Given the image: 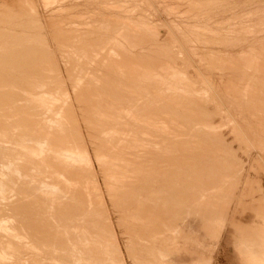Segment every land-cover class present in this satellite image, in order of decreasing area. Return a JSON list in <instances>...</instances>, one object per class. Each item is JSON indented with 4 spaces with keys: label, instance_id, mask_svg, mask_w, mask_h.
I'll list each match as a JSON object with an SVG mask.
<instances>
[{
    "label": "rangeland",
    "instance_id": "obj_1",
    "mask_svg": "<svg viewBox=\"0 0 264 264\" xmlns=\"http://www.w3.org/2000/svg\"><path fill=\"white\" fill-rule=\"evenodd\" d=\"M0 47V94L5 93V98L0 95V154L5 155L0 156V232L8 230L19 249L0 245V264H48V242H32V228L38 223L54 227L64 220L63 210L39 211L27 188L31 180L46 179L62 183V189L49 190L53 196L46 192L43 197L65 194L62 208L72 215L68 224L90 225L88 201L100 222L104 217L102 227L110 215L112 225L105 227L116 232L126 264H133L131 257L158 264L153 258L157 238V245L165 244V254L174 252L177 259L168 256L161 264H264V0H0ZM45 116L50 128L43 129ZM131 132L136 140L128 150L101 140ZM29 136L41 143L26 140ZM110 181L132 182L136 194L140 183L148 184L147 217L159 225L149 226L150 233L129 231L140 194L122 192L120 207L127 208L117 213L107 192ZM154 189L164 194L158 196ZM98 196L105 207L98 205ZM156 201L160 205L154 209ZM171 225L192 230L179 236L184 252L173 246Z\"/></svg>",
    "mask_w": 264,
    "mask_h": 264
},
{
    "label": "bare ground",
    "instance_id": "obj_2",
    "mask_svg": "<svg viewBox=\"0 0 264 264\" xmlns=\"http://www.w3.org/2000/svg\"><path fill=\"white\" fill-rule=\"evenodd\" d=\"M12 1H14V0H12ZM31 1V0H30ZM36 1V0H35ZM11 2V1H10ZM27 2V1H26ZM34 2V1H33ZM15 4V3H14ZM153 5V4H152ZM13 6V5H12ZM21 6V5H20ZM22 7V6H21ZM51 8V7H50ZM30 9V8H29ZM11 10V9H10ZM26 10V9H25ZM27 11V10H26ZM42 11V10H41ZM7 12V11H6ZM52 14V13H51ZM50 15V14H49ZM48 15V17H50ZM53 15V14H52ZM56 15V14H55ZM19 16V15H18ZM54 16V15H53ZM58 16H59V14H58ZM58 16H57V18H58ZM53 17H51V18H49V20H51ZM48 19V18H47ZM46 19V20H47ZM56 19V18H55ZM53 20V19H52ZM52 20L50 21V22H52ZM58 20V19H57ZM59 20H60V18H59ZM30 21V20H29ZM53 21H55V20H53ZM48 21H46L45 23H47ZM61 22H62V20H61ZM20 23V22H19ZM23 23V22H22ZM58 23V22H57ZM56 23V24H57ZM51 24V23H50ZM50 24H49V28H51L52 26H50ZM7 25V24H6ZM48 25V24H47ZM58 26H60V25H58ZM114 26V25H113ZM62 27V26H61ZM64 27V26H63ZM110 27V26H109ZM112 29V28H111ZM57 29H54L53 31H56ZM58 32H59V30H58ZM130 34V33H129ZM63 36V35H62ZM139 37H137V39H138ZM159 38V37H158ZM72 39V38H71ZM136 39V38H135ZM69 40V39H68ZM85 41V40H84ZM108 44V43H107ZM106 44V45H107ZM114 44V43H113ZM20 45V44H19ZM103 45V44H102ZM101 45V46H102ZM112 45V44H111ZM159 46V45H158ZM110 47H112V46H110ZM1 48V47H0ZM10 48V47H9ZM33 48V47H32ZM42 48V47H41ZM101 48V47H100ZM102 48H104L103 46H102ZM106 48V47H105ZM116 48H118V47H116ZM82 49V48H81ZM115 49V48H114ZM90 50V49H89ZM103 50V49H102ZM118 50V49H117ZM19 51V50H18ZM26 51V50H25ZM53 51V50H52ZM101 51V50H100ZM113 51V50H112ZM111 51V52H112ZM119 51H121V50H119ZM98 52V51H97ZM110 52V53H111ZM114 52H115V50H114ZM124 52V51H123ZM107 53V52H106ZM105 53V54H106ZM131 53V52H130ZM186 53V52H185ZM19 55V54H18ZM53 55V54H52ZM94 55V54H93ZM92 55V56H93ZM98 55V54H97ZM121 55V54H120ZM96 56V55H95ZM111 56V55H110ZM113 56V55H112ZM112 56H111V58H112ZM142 56V55H141ZM89 57V56H88ZM97 57V56H96ZM105 57V56H104ZM122 57V56H121ZM128 57V56H127ZM135 57V56H134ZM33 58V57H32ZM84 58V57H83ZM90 58V57H89ZM137 58V57H136ZM250 58V57H249ZM122 59H125V58H122ZM216 59V58H215ZM218 59V58H217ZM13 60H16V59H13ZM71 60V59H70ZM92 60V59H91ZM49 61V60H48ZM145 61V60H144ZM215 61H217V60H215ZM214 61V62H215ZM257 61H259V60H257ZM261 61V60H260ZM3 62V61H2ZM92 62V61H91ZM123 62V61H122ZM127 62V61H126ZM132 62V61H131ZM232 62V61H231ZM17 63V62H16ZM49 63H51V62H49ZM221 63V62H220ZM228 63V62H227ZM255 63H257V62H255ZM262 63V62H261ZM55 64V63H54ZM110 64V63H109ZM128 64V63H127ZM126 64V65H127ZM182 64V63H181ZM222 64V63H221ZM18 65V64H17ZM37 65H38V63H37ZM48 65V64H47ZM116 65V64H115ZM251 65H254V64H251ZM23 66V65H22ZM36 66V65H35ZM41 66V65H40ZM135 66V65H134ZM255 66V65H254ZM253 66V67H254ZM129 67V66H128ZM151 67V66H150ZM226 67V66H225ZM257 67V66H256ZM261 67V66H260ZM127 68V67H126ZM159 68V67H158ZM129 69H131V68H129ZM163 69V68H162ZM177 69V68H176ZM175 69V70H176ZM261 69V68H260ZM25 70V69H24ZM159 70V69H158ZM164 70V69H163ZM180 70V69H179ZM51 71H52V69H51ZM78 71V70H77ZM126 71V70H125ZM131 71V70H130ZM52 72H54V71H52ZM122 72H124V71H122ZM174 72V71H173ZM51 73V72H50ZM71 73V75H72V72H70ZM86 73V72H85ZM99 73V72H98ZM182 73V72H181ZM264 73V72H263ZM82 74H84V73H81L80 75H82ZM135 74V73H134ZM176 74H177V72H176ZM14 75V74H13ZM54 75V74H53ZM86 75V74H85ZM90 75V74H89ZM17 76V75H16ZM35 76V75H34ZM132 76V75H131ZM171 76V75H170ZM4 77V76H3ZM2 77V78H3ZM26 77V76H25ZM96 77V76H95ZM180 77H181V75H180ZM180 77H179V81H181L180 80ZM12 78V77H11ZM30 78V77H29ZM76 78V77H75ZM117 78V77H116ZM145 78V77H144ZM153 78V77H152ZM174 79L175 78H178V76L176 75V77H173ZM183 78H185V77H183ZM190 78V77H189ZM243 78V77H242ZM9 79V78H8ZM148 79H149V77H148ZM21 80V79H20ZM176 80V79H175ZM196 80V79H195ZM0 81H3V80H0ZM27 81V80H26ZM167 81V80H166ZM172 81V80H171ZM184 81V80H183ZM197 81V80H196ZM230 81V80H229ZM16 82V81H15ZM98 82V81H97ZM182 82V81H181ZM187 82V81H186ZM189 82V81H188ZM188 82H187V84H188ZM12 83H13V80H12ZM88 83V82H87ZM161 83V82H160ZM169 83V82H168ZM175 83V82H174ZM179 83V82H178ZM1 84V83H0ZM11 84V83H10ZM9 84V85H10ZM126 84V83H125ZM176 84V83H175ZM185 84V83H184ZM183 84V85H184ZM233 84H234V82H233ZM232 84V85H233ZM241 84V83H240ZM253 84V83H252ZM2 85V84H1ZM7 85V84H6ZM17 85V84H16ZM20 85V84H19ZM171 85V84H170ZM186 85V84H185ZM189 85V84H188ZM228 85V84H227ZM231 85V84H230ZM236 85V84H235ZM3 86V85H2ZM1 86V87H2ZM46 86V85H45ZM190 86V85H189ZM243 86H244V84H243ZM251 86V85H250ZM7 87V86H6ZM34 87V86H33ZM35 87H37V86H35ZM39 87V86H38ZM90 87V86H89ZM174 87V86H173ZM182 87V86H181ZM186 87V86H185ZM239 87V86H238ZM3 88V87H2ZM8 88V87H7ZM41 88V87H40ZM45 88V87H44ZM146 88V87H145ZM246 88V87H245ZM249 88V87H248ZM1 89V88H0ZM4 89V88H3ZM6 89V88H5ZM18 89V88H17ZM39 89V88H38ZM62 89H63V87H62ZM67 89V88H66ZM117 89V88H116ZM172 89V88H171ZM170 89V90H171ZM174 89V88H173ZM177 89H178V86H177ZM179 89H182V88H180L179 87ZM186 89V88H185ZM254 89V88H253ZM2 90V89H1ZM9 90V89H8ZM12 90V89H11ZM27 90V89H26ZM45 90V89H44ZM127 90V89H126ZM168 91H170L169 90V88L167 89ZM176 90V89H175ZM184 90V89H183ZM190 90H192V89H190ZM189 90V91H190ZM214 90V89H213ZM248 90V89H247ZM246 90V91H247ZM6 91V90H5ZM20 91V90H19ZM147 91V90H146ZM182 91V90H181ZM180 91V92H181ZM194 91V90H193ZM255 91V90H254ZM9 92H11V91H9ZM28 92H30V91H28ZM42 92H44L43 90H42ZM41 92V93H42ZM55 92V91H54ZM137 91H135V93H136ZM154 92V91H153ZM192 92V91H191ZM195 92V91H194ZM227 92V91H226ZM230 92V91H229ZM238 92V91H237ZM248 92V91H247ZM14 93V92H13ZM19 93V92H18ZM77 93V92H76ZM75 93V94H76ZM113 93V92H112ZM165 93V92H164ZM178 93V92H177ZM184 93V92H183ZM186 93V92H185ZM242 93V92H241ZM241 93H240V95L239 96H242L241 95ZM259 93V92H258ZM5 94V93H4ZM3 94V95H4ZM12 94V93H11ZM16 94V92L14 93V95ZM38 94V93H37ZM44 94V93H43ZM48 94V93H47ZM74 94V95H75ZM104 94V93H103ZM187 94V93H186ZM217 94V93H216ZM244 94V93H243ZM247 94V93H246ZM252 94H253V92H252ZM0 95H2V93L0 94ZM2 95V96H3ZM8 95V94H7ZM13 95V96H14ZM33 95V94H32ZM41 95V94H40ZM39 95V96H40ZM45 95V94H44ZM150 95V94H149ZM159 95V94H158ZM175 95V94H174ZM189 95V94H188ZM192 95V94H191ZM256 95H258V94H256ZM261 95H262V93H261ZM5 96V95H4ZM3 96V97H4ZM11 96V95H10ZM18 96V95H17ZM25 96H27V95H25ZM165 96V95H164ZM182 96V95H181ZM190 96V95H189ZM234 96V95H233ZM252 96V95H251ZM34 97V96H33ZM154 97V96H153ZM152 97V98H153ZM246 97H247V95H246ZM5 98V97H4ZM7 98V97H6ZM18 98V97H17ZM19 98H21L20 96H19ZM26 98H28V97H26ZM62 98V97H61ZM191 98V97H190ZM189 98V99H190ZM235 98V97H234ZM244 99H245V97H243ZM243 98H241V99H243ZM248 98V97H247ZM260 98H262V97H260ZM7 99H9V98H7ZM15 99V98H14ZM13 99V100H14ZM50 99V98H49ZM62 99H64V98H62ZM100 99H101V97H100ZM114 99V98H113ZM145 99V98H144ZM148 99V98H147ZM238 99V98H237ZM20 100H22V99H20ZM25 100H29V98L28 99H25ZM59 100V99H58ZM65 100V99H64ZM135 100V99H134ZM257 100V99H256ZM3 101V100H2ZM6 101V100H5ZM9 101V100H8ZM8 101H6V102H8ZM10 101H12V100H10ZM97 101V100H96ZM143 101V100H142ZM149 101H150V99H149ZM18 102V101H17ZM26 102V101H25ZM30 102H32V101H30ZM29 101H28V103H30ZM35 102V101H34ZM34 102H32V103H34ZM38 102H40V101H38ZM84 102V101H83ZM102 102V101H101ZM114 102H116V101H114ZM113 102V103H114ZM133 102V101H132ZM144 102V101H143ZM147 102V101H146ZM239 102V101H238ZM246 102V101H245ZM251 102V101H250ZM11 103H13V102H11ZM23 104H24V102H22ZM27 103V105H29ZM42 103V102H41ZM45 103V102H44ZM47 103V102H46ZM64 103V102H63ZM62 103V104H63ZM67 103V101L64 103V104H66ZM94 103V102H93ZM108 103V102H107ZM157 103V102H156ZM168 103H170V102H168ZM172 103V102H171ZM184 103V102H183ZM194 103H195V101H194ZM221 103V102H220ZM240 103V102H239ZM242 103V102H241ZM6 104V103H5ZM8 104V103H7ZM17 104H19V103H17ZM21 104V103H20ZM35 104V103H34ZM83 104V103H82ZM101 105H103L102 103H100ZM129 104V103H128ZM160 104V103H159ZM180 104V103H179ZM182 104V103H181ZM185 104H187V103H185ZM184 104V105H185ZM257 104V103H256ZM31 105V104H30ZM36 105V104H35ZM38 105V104H37ZM47 105V104H46ZM56 105V104H55ZM59 105V107H60V104H58ZM69 105V104H68ZM107 105V104H106ZM139 105V104H138ZM144 105V104H143ZM195 105V104H194ZM200 105V104H199ZM1 106V105H0ZM14 106V105H13ZM44 106V105H43ZM42 106V107H43ZM57 106V105H56ZM55 106V107H56ZM63 106V105H62ZM110 106V105H109ZM121 106V105H120ZM153 106V105H152ZM182 106V105H181ZM186 106V105H185ZM189 106V105H188ZM11 107H12V105H11ZM11 107L9 106V108H10V113L11 114H13L11 111H13L14 112V110L12 109L11 110ZM21 107V106H20ZM23 107H25V105L23 106ZM32 107H33V105H32ZM39 107V106H38ZM58 107V106H57ZM70 107V106H69ZM127 107V106H126ZM146 107V106H145ZM154 107V106H153ZM161 107V106H160ZM163 107V106H162ZM244 107V106H243ZM2 107H0V109H1ZM6 108H7V106H6ZM9 108H8V110H9ZM44 108H46L45 106H44ZM62 108V107H61ZM121 108V107H120ZM129 108V107H128ZM144 108V107H143ZM185 108V107H184ZM199 108V107H198ZM23 109V108H22ZM38 109H40V108H38ZM42 109V108H41ZM52 109H54V105H52V106H48V108H47V110L48 111H51ZM60 109V108H59ZM134 109V108H133ZM136 109V108H135ZM148 109V108H147ZM159 109V108H158ZM169 109V108H168ZM21 110V109H20ZM31 110H33V109H31ZM30 110V111H31ZM36 110H37V108H36ZM46 110V109H45ZM64 110V109H63ZM66 110V109H65ZM64 110V111H65ZM114 110V109H113ZM1 111V110H0ZM18 111V110H17ZM54 111V110H53ZM56 111V110H55ZM75 111V110H74ZM163 111V110H162ZM177 111V110H176ZM180 111V110H179ZM191 111V110H190ZM206 111V110H205ZM256 111V110H255ZM23 112V111H22ZM41 113L43 112V111H40ZM45 112V111H44ZM52 112V111H51ZM50 112V113H51ZM58 112V111H57ZM76 112V111H75ZM88 112H89V110H88ZM108 112V111H107ZM132 112H133V110H132ZM150 112V111H149ZM164 112H165V110H164ZM171 112V111H170ZM187 112H188V110H187ZM230 112V111H229ZM247 113H248V111H246ZM1 113V112H0ZM5 113V112H4ZM6 113H8V112H6ZM27 113V112H26ZM34 113H35V111H34ZM39 113V112H38ZM40 113V114H41ZM46 113H48V112H46ZM49 113V114H50ZM54 113V112H53ZM52 113V114H53ZM58 113H60V112H58ZM67 113V112H66ZM87 113V112H86ZM116 113V112H115ZM138 112H136V114H137ZM140 113V112H139ZM161 112H159V114H160ZM173 113H174V111H173ZM179 113V112H178ZM198 113V112H197ZM257 113V112H256ZM3 114V113H2ZM11 114H10V116H11ZM61 114V113H60ZM72 114V113H71ZM143 114V113H142ZM147 114V113H146ZM145 114V115H146ZM155 114V113H154ZM157 114V113H156ZM165 114V113H164ZM187 114V113H186ZM16 115V114H15ZM63 115V114H62ZM110 115V114H109ZM140 115V114H139ZM151 115V114H150ZM179 115V114H178ZM185 115V114H184ZM187 115H189V114H187ZM200 115V114H199ZM20 116V115H19ZM39 116H41V115H39ZM43 116H44V114H43ZM55 116V115H54ZM61 116V115H60ZM142 116V115H141ZM147 116V115H146ZM164 116V115H163ZM173 116V115H172ZM202 116V115H201ZM255 116V115H254ZM13 117V116H12ZM12 117L10 118V119H12ZM18 117V116H17ZM16 117V118H17ZM21 117V116H20ZM22 117H23V115H22ZM62 117V116H61ZM158 117V116H157ZM190 117V116H189ZM192 117V116H191ZM33 118V117H32ZM36 118V117H35ZM40 118V117H39ZM42 118V117H41ZM58 118V117H57ZM136 118V117H135ZM142 118V117H141ZM143 118H145V117H143ZM162 118V117H161ZM8 119V118H7ZM6 119V120H7ZM9 119V120H10ZM30 119V118H29ZM43 119V118H42ZM49 119V117L47 116H45V118H44V120H43V122H42V125H41V127L43 128V129H46V128H50V126H48V124H47V120ZM87 119V118H86ZM156 119V118H155ZM163 120H165L164 118H162ZM172 119V118H171ZM184 119V118H183ZM14 120V119H13ZM16 120V119H15ZM24 120H25V118H24ZM39 120V119H38ZM53 120V119H52ZM90 120V119H89ZM88 120V121H89ZM108 120V119H107ZM189 120V119H188ZM198 120V119H197ZM201 120V119H200ZM10 121H12V120H10ZM18 121H19V119H18ZM29 121V120H28ZM50 121V120H49ZM66 121V120H65ZM71 121V120H70ZM100 121V120H99ZM127 121H130V120H127ZM182 121V120H181ZM223 121V120H222ZM3 122V121H2ZM24 122V121H23ZM23 122H21L22 124H23ZM37 122V121H36ZM64 122V121H63ZM62 122V123H63ZM73 122V121H72ZM96 122V121H95ZM103 122V121H102ZM164 122V121H163ZM211 122V121H210ZM264 122V121H263ZM3 123H5V122H3ZM2 123V124H3ZM14 123V122H13ZM18 123V122H17ZM27 123V122H26ZM30 123V122H29ZM48 123H50V122H48ZM115 123V122H114ZM119 123H121V125H122V122H119ZM175 123V122H174ZM178 123V122H177ZM183 123V122H182ZM10 124V123H9ZM53 124H54V122H53ZM56 124V123H55ZM66 124V123H65ZM86 124V123H85ZM125 124V123H124ZM128 124H130V122L128 123ZM187 124V123H186ZM190 124V123H189ZM256 124V123H255ZM14 125V124H13ZM16 125V124H15ZM14 125V126H15ZM78 125V124H77ZM96 125V124H95ZM94 124H93V126H95ZM135 125H136V123H135ZM134 124H133V129H134V126H135ZM138 125V124H137ZM160 125H161V123H160ZM163 125V124H162ZM178 125V124H177ZM195 125V124H194ZM214 125V124H213ZM212 125V126H213ZM13 126V127H14ZM189 126V125H188ZM240 126V125H239ZM8 127V126H7ZM19 127H20V125H19ZM28 127V126H27ZM32 127V126H31ZM79 127H81L80 125H79ZM101 127H102V125H101ZM106 127V126H105ZM111 127V126H110ZM121 127V126H120ZM137 127V126H136ZM140 127V126H139ZM160 127V126H159ZM216 127V126H215ZM36 128V127H35ZM53 128V127H52ZM66 128V127H65ZM72 128V127H71ZM108 128V127H107ZM115 128V127H114ZM118 128V127H117ZM116 128V129H117ZM122 128H123V126H122ZM121 128V129H122ZM147 128V127H146ZM191 128V127H190ZM195 128V127H194ZM199 128V127H198ZM209 128V127H208ZM207 128V129H208ZM221 128V127H220ZM233 128V127H232ZM241 128V127H240ZM262 128V127H261ZM9 129V128H8ZM14 129V128H13ZM17 128H15V130H16ZM19 130H20V128H18ZM17 129V130H18ZM25 129V128H24ZM30 129H32V128H30ZM102 129H105L104 127L102 128ZM132 129V130H133ZM177 129H178V127H177ZM252 129V128H251ZM56 130V129H55ZM65 130V129H64ZM71 130V129H70ZM220 130V129H219ZM242 130V129H241ZM263 130V129H262ZM24 131V130H23ZM22 131V132H23ZM31 131V130H30ZM30 131H28V132H30ZM48 131V130H47ZM50 131H52V129L50 130ZM74 131V130H73ZM125 131H128V130H125ZM198 131H200V130H198ZM202 131V130H201ZM234 131V130H233ZM264 131V130H263ZM34 133H35V131H33ZM63 132V131H62ZM67 132V131H66ZM79 132H80V130H79ZM166 132H167V130H166ZM215 132V131H214ZM217 132V131H216ZM240 132V131H239ZM24 133V132H23ZM39 133V132H38ZM55 133H57V132H55ZM130 133V132H129ZM197 133V132H196ZM201 133V132H200ZM64 134V133H63ZM69 134V133H68ZM67 134V135H68ZM75 134V133H74ZM81 134V133H80ZM145 134V133H144ZM6 135V134H5ZM25 135H26V133H25ZM25 135H24V137H25ZM49 135V134H48ZM58 135H59V133H58ZM64 135H66V134H64ZM63 135V137H65ZM147 135H149V134H147ZM152 135V134H151ZM156 135V134H155ZM154 135V136H155ZM235 135V134H234ZM7 136H9V135H7ZM21 136V135H20ZM38 136V135H37ZM62 136V135H61ZM72 136V135H71ZM5 137V136H4ZM23 137V136H22ZM21 137V138H22ZM30 137H32V136H29L26 140H29V139H33V138H30ZM34 137H36V135L34 136ZM59 137V136H58ZM194 137V136H193ZM211 137V136H210ZM260 137V136H259ZM37 139H38V137H36ZM51 138V137H50ZM97 138V137H96ZM145 138V137H144ZM165 138V137H164ZM188 138V137H187ZM24 139V138H23ZM22 139V140H23ZM37 139H33V140H37ZM40 139H42V138H40ZM40 139H38V140H40ZM73 139V138H72ZM206 139V138H205ZM20 139H18V141H19ZM25 140V139H24ZM37 140V141H38ZM47 141H48V139H46ZM101 140L102 141H105V142H109V145L108 146H112L113 148H116V149H118V150H128L129 149V146H128V143H130V144H132V142L134 141V140H136V133H134V132H131V135H124V136H112V137H103V136H101ZM142 140V139H141ZM144 140V139H143ZM146 140V139H145ZM150 140V139H149ZM168 140V139H167ZM177 140V139H176ZM175 140V141H176ZM10 141V140H9ZM12 141H14V140H12ZM12 141H11V143H12ZM21 141V140H20ZM22 142V141H21ZM20 142V143H21ZM25 142V141H24ZM38 142H40V141H38ZM63 142V141H62ZM1 143V142H0ZM14 143H16V144H19L18 142H14ZM33 143V142H32ZM41 143V142H40ZM79 143V142H78ZM159 143H161V142H159ZM178 143V142H177ZM202 143V142H201ZM215 143V142H214ZM22 144V143H21ZM38 144V143H37ZM153 144V143H152ZM200 144V143H199ZM199 144H197V145H199ZM204 144V143H203ZM14 145V144H13ZM36 145V144H35ZM43 145V144H42ZM42 145H41V147H42ZM45 145H46V143H45ZM93 145V144H92ZM176 145H178V144H176ZM226 145V144H225ZM3 146V145H2ZM6 146V145H5ZM51 146V145H50ZM200 146V145H199ZM8 147V146H7ZM31 147V146H30ZM30 147H28L27 149L28 150H30ZM60 147V146H59ZM99 147H102V145L100 144L99 145ZM139 147V146H138ZM181 147V146H180ZM204 147V146H203ZM44 148H45V146H44ZM98 148V147H97ZM103 148V147H102ZM217 148V147H216ZM39 149V148H38ZM41 149V148H40ZM56 149H57V147H56ZM4 150V149H3ZM43 150V149H42ZM58 150V149H57ZM60 150V152H62L61 151V149H59ZM6 151V150H5ZM13 151V150H12ZM141 151V150H140ZM66 152V151H65ZM133 152V151H132ZM203 152V151H202ZM9 153V152H8ZM51 153V152H50ZM57 153V152H56ZM64 153V152H63ZM62 153V154H63ZM68 153V152H67ZM66 153V154H67ZM90 153V152H89ZM221 153V152H220ZM1 154H3V153H1ZM1 154H0V156H1ZM19 154V153H18ZM55 154V153H54ZM135 154H136V151H135ZM144 154V153H143ZM4 155V154H3ZM60 155V154H59ZM5 156V155H4ZM64 156V155H63ZM67 156V155H66ZM145 156V155H144ZM200 156V155H199ZM2 157V156H1ZM65 157V156H64ZM73 157H75V156H73ZM201 157V156H200ZM3 158V157H2ZM11 158V157H10ZM66 158V157H65ZM68 158V157H67ZM77 158V157H76ZM75 158V159H76ZM81 158V157H80ZM79 157H78V160L80 159ZM53 159V158H52ZM74 159V160H75ZM141 159V158H140ZM27 160V159H26ZM65 160V159H64ZM81 160V159H80ZM4 161V160H3ZM3 161H1L2 162V164H3V166L6 164H4L3 163ZM69 161H70V159H69ZM83 161H85V160H83ZM101 161V160H100ZM144 161V160H143ZM220 161V160H219ZM46 162V161H45ZM52 162V161H51ZM57 162V161H56ZM59 162V161H58ZM68 162V161H67ZM66 162V163H67ZM74 162V161H73ZM125 162V161H124ZM136 162H138V161H136ZM146 162H148V161H146ZM12 163V162H11ZM10 163V164H11ZM53 163V162H52ZM61 163V162H60ZM126 163H127V161H126ZM140 163V162H139ZM63 164V163H62ZM114 164V163H113ZM129 164V163H128ZM149 164V163H148ZM57 165V164H56ZM68 165V164H67ZM136 165V164H135ZM137 165H139V164H137ZM145 165V164H144ZM214 165V164H213ZM6 166H7V168H8V166L9 165H7L6 164ZM5 166V167H6ZM18 166V165H17ZM62 166V165H61ZM118 166V165H117ZM130 166V165H129ZM149 166V165H148ZM10 167V166H9ZM14 167V166H13ZM32 167V166H31ZM71 167V166H70ZM69 167V168H70ZM119 167H121V166H118V168ZM123 167V166H122ZM211 167V166H210ZM33 168H35V167H33ZM32 168V169H33ZM76 168V167H75ZM86 168V167H85ZM125 168V167H124ZM148 168V167H147ZM13 169V168H12ZM11 169V170H12ZM31 169V168H30ZM40 169V168H39ZM71 169V168H70ZM74 169V168H73ZM94 169V168H93ZM227 169V168H226ZM15 170V169H14ZM135 170V169H134ZM137 170V169H136ZM141 170V169H140ZM140 170H138V171H140ZM148 170V169H147ZM215 170V169H214ZM228 170V169H227ZM17 171V170H16ZM20 171V170H19ZM32 171V170H31ZM131 171V170H130ZM137 171V172H138ZM12 172V171H11ZM14 172V171H13ZM18 172V171H17ZM34 172V171H33ZM89 172V171H88ZM149 172V171H148ZM151 172V171H150ZM18 173H20V172H18ZM36 173H38V172H36ZM36 173H34V174H36ZM17 174V173H16ZM41 174V173H40ZM59 174V173H58ZM144 174H146V171H145V173ZM153 174V173H152ZM205 174V173H204ZM19 175V174H18ZM17 175V176H18ZM26 175V174H25ZM62 175V174H61ZM134 175V174H133ZM132 175V176H133ZM148 175V174H147ZM21 176H23V175H21ZM44 177H46L45 175H43ZM141 176V175H140ZM6 177V176H5ZM24 177V176H23ZM25 177H27V175L25 176ZM42 177V176H41ZM144 177V176H143ZM212 177V176H211ZM222 177V176H221ZM28 178V177H27ZM31 178V177H30ZM38 178V177H37ZM141 178V177H140ZM146 178V177H145ZM8 179V178H7ZM5 180V183H6V181H8V180ZM35 179V178H34ZM45 179V178H44ZM51 179V178H50ZM133 179V178H132ZM28 180V179H27ZM30 180V179H29ZM48 179H46L45 181H30V182H28L27 183V188H28V190H31L32 192H33V196H34V198H35V203H34V205H35V207L40 211V210H42V209H44V208H46V209H54V211H57L58 213H59V210H63V212H62V215H63V219L64 220H62V221H60L57 225H55L54 227H46L45 225H43V224H37V225H33V227L34 228H32L35 232H34V234H33V238H32V242H35V243H42V242H48V247H47V249H46V251H44V254H45V258H46V261L48 262V264H126V261H125V259H124V257H123V255H122V252H121V248H120V246H119V244L120 243H118L119 241H118V239H117V237H116V232L114 231V229H112L111 227H109L110 225H112V223H111V220H109V218H110V215L109 216H107L106 217V219H107V223L106 224H104V227H102L103 226V224L101 225V222H102V220L103 221H105L104 220V217L102 216V214H100V216L101 217H103V219L101 220V222L99 221V218H96V215L98 214L97 212H94V209H93V204H90V202L88 201V202H86V204L87 205H85L86 206V210H87V213L89 214V221L88 222H90L89 224V226L88 227H84V228H81L80 226H76V225H70V224H68L67 223V219L66 218H68V219H70L71 218V214L70 213H67L66 212V209L65 208H62V207H64V206H62V204H63V198L65 197V194L64 193H62V194H64V196L63 195H61V197L62 198H50V199H48L49 197H50V191H52L51 189H54V191L55 190H58L59 188L60 189H62L61 187H60V185L62 184L61 183V181H47ZM59 180V179H58ZM95 180V179H94ZM93 180V181H94ZM10 181V180H9ZM9 181L7 182V183H9ZM18 181H20V180H18ZM24 181V180H23ZM11 182V181H10ZM25 182V181H24ZM66 182V181H65ZM96 182V181H95ZM131 182V181H130ZM154 182V181H153ZM2 182H0V184H1ZM6 183V184H7ZM14 183H16V182H14ZM86 183H87V181H86ZM126 183H127V181H126ZM3 184V183H2ZM67 184H68V182H67ZM76 184H77V182H76ZM129 184V183H128ZM126 185L125 183H121V181H110V185H109V188H108V196L110 197V200H111V202H112V206H113V208H114V210L117 212V213H119V211L122 209V210H125L124 208H127V207H125V206H122V208L120 207V203H121V200L119 199V197L120 196H122L121 195V193L123 192H125V193H127L128 195H130V196H132V195H135L136 193L134 192V190L136 189H134V187H133V190H131V188H130V186H132V185H130V184H132V182L129 184V185ZM145 184V183H144ZM150 184V183H149ZM157 184V183H156ZM4 185V184H3ZM72 185V184H71ZM135 185V184H134ZM160 185V184H159ZM5 186H7V185H5ZM18 186V185H17ZM78 186V185H77ZM146 186H148V184L146 185H143V183H140L137 187V189H138V194H140V197H139V195L138 194H136V195H138V197H136V199H138L136 202L132 199L131 201L130 200H128L127 199V202L126 201H124L123 199H122V201H124V202H126V203H128L129 201H130V203L132 202V201H134L133 202V206L135 207V210L133 211V213L130 215V224H128V226H129V231H132L133 229H134V231H135V228L136 229H138V231L139 232H141L142 231V233H145V232H148V233H150V230H149V226H151V225H153L155 228H156V226H158L159 225V220H157V219H154V221H151L147 216L149 215V210H150V206H149V204H147L148 202H146V200H150L151 201V199H149V198H147L146 196H148V195H150L151 193H152V191H150V188H148V187H146ZM156 186V185H155ZM163 186V185H162ZM8 187V186H7ZM86 187V186H85ZM94 187V186H93ZM152 187H153V185H152ZM0 188H1V186H0ZM20 188V187H19ZM25 188H26V186H25ZM82 188V187H81ZM2 189H4L3 187H2ZM13 189V188H12ZM96 189V188H95ZM99 189V188H98ZM130 189V190H129ZM158 189H160V188H158ZM50 190V191H49ZM72 190V189H71ZM79 190V189H78ZM89 190V189H88ZM92 190V189H91ZM155 191H153V193H155V194H157L158 196L159 195H163L164 194V191H162V190H156V189H154ZM166 190V189H165ZM2 191V190H1ZM4 191V190H3ZM2 191V192H3ZM16 191V190H15ZM23 191V190H22ZM131 191V192H130ZM13 192V191H12ZM46 192H50L47 196H49L48 198H46L45 196V198L43 197V193H46ZM57 192V191H56ZM62 192V191H61ZM72 192V191H71ZM84 192V191H83ZM8 193V192H7ZM23 193V192H22ZM26 193V192H25ZM24 193V194H25ZM52 193H55V192H52ZM52 193H51V196H53L52 195ZM75 193V192H74ZM94 193H95V191H94ZM122 193V194H123ZM89 194V193H88ZM145 196H144V195ZM17 195V194H16ZM71 195V194H70ZM83 195V194H82ZM84 195H85V192H84ZM90 195V194H89ZM142 195L144 196V197H142ZM154 195V194H153ZM59 196V194L57 195V197ZM68 196V195H67ZM72 196V195H71ZM73 196H76V195H73ZM91 196V195H90ZM93 196H96V194L95 195H93ZM156 195H154V197H155ZM168 196V195H167ZM23 197V196H22ZM26 197V196H25ZM99 197V196H98ZM163 197V196H162ZM170 197V196H169ZM32 198V197H31ZM77 198V197H76ZM99 198H101L99 201H98V205H100V206H104L105 207V205H104V202H103V199H102V197H99ZM121 198V197H120ZM130 198V197H129ZM9 199V198H8ZM28 199V198H27ZM33 199V198H32ZM65 199V198H64ZM69 199H72V197L71 198H69ZM91 199H92V197H91ZM154 199V198H153ZM90 200V199H89ZM119 200H120V202H119ZM155 200V199H154ZM154 200H152V201H154ZM4 201V200H3ZM22 201V200H21ZM75 201V200H74ZM69 202V201H68ZM72 202V201H71ZM124 202H122V204L124 203ZM93 203V202H92ZM156 204H155V206H154V209H157L158 207H159V205H160V203L159 204H157V201L155 202ZM66 204V203H65ZM121 204V205H122ZM67 205V204H66ZM127 205V204H126ZM152 205V204H151ZM33 206V205H32ZM111 206V207H112ZM131 207L132 206V204L131 205H128V207ZM91 207V208H90ZM124 207V208H123ZM167 207V206H166ZM77 208V207H76ZM169 208H171V207H169ZM178 208V207H177ZM1 209V208H0ZM69 209V208H68ZM99 209H101V208H99ZM104 209V214H107V212H108V209L107 208H103ZM130 209V208H129ZM159 210V209H158ZM30 211V210H29ZM50 211V210H49ZM71 211V210H70ZM127 211V210H126ZM131 211V210H130ZM101 212H102V210H101ZM102 212V213H103ZM106 212V213H105ZM115 213V212H114ZM127 214V213H126ZM148 214V215H147ZM45 215V214H44ZM84 215H85V213H84ZM91 215H92V217H91ZM36 216V215H35ZM38 216V215H37ZM36 216V217H37ZM55 219L56 218H58L57 216H58V214H55ZM98 216H99V214H98ZM97 216V217H98ZM127 216V215H126ZM33 217V216H32ZM51 217V216H50ZM49 217V218H50ZM60 217V216H59ZM129 217V216H128ZM61 218V219H62ZM51 219V218H50ZM177 220H179V219H177ZM26 221V220H25ZM106 222V221H105ZM104 222V223H105ZM111 223V224H110ZM193 224V223H192ZM192 224H189L190 226L192 225ZM29 225V224H28ZM106 225H109L108 227L110 228V229H112L111 231L108 229V227L106 228L105 226ZM189 225H187V227L189 226ZM123 226H125L126 227V224H124ZM165 226H168V225H165ZM185 227L186 226H172L171 225V227L169 228V231H171V232H174V235L176 236L175 237V241H174V244H173V246L175 245L176 246V248H177V250H178V252L179 253H181V248H182V251L184 250L183 248H184V246L180 243V242H182L180 239H179V236L182 238V237H185L183 234H184V232H186V233H188L187 232V229L188 230H190L189 228H186V231H184L185 230ZM192 227V230H193V227H194V225L193 226H191ZM47 228V229H46ZM104 228L107 230V231H110V232H108V233H110L109 235L105 232V230H104ZM31 229V228H30ZM80 229V230H79ZM192 230H190V231H192ZM189 231V232H190ZM33 232V231H32ZM20 233V232H19ZM25 233V232H24ZM159 233H161V232H158L157 234H159ZM136 234V233H135ZM138 234V233H137ZM21 235V234H20ZM140 235V234H139ZM189 236V235H188ZM172 237V236H171ZM148 238V237H147ZM147 238H144V241H149ZM166 238V237H165ZM31 240V239H30ZM138 240H141V241H143V237L140 235L139 237H138ZM157 241H158V238L156 239V242H155V244L153 245V250L155 251V254H154V257L153 258H155V261H157V263L158 264H161V262H164V261H166L168 258V256H169V259H170V257L172 258V260L173 261H175V254H174V252H172V254H171V256L170 255H166L165 254V244H163V246L162 247H160L159 245H157ZM173 241V240H172ZM38 243V244H39ZM19 244V243H18ZM153 244V243H152ZM0 245H2V246H4V245H9L10 247H12L13 249H15V251L18 249V245L13 241V239H12V236H11V234L8 232V230H6V229H4V233L3 232H0ZM28 245V244H27ZM40 246H42V245H40ZM40 248V247H39ZM187 249V247L185 246V250ZM19 250V249H18ZM40 250V249H39ZM45 250V249H44ZM14 251V250H13ZM43 251V250H42ZM184 252V251H183ZM187 252V251H186ZM32 254V253H31ZM136 254V253H135ZM116 255H118V257H116ZM177 256V255H176ZM14 257H16V255L14 256ZM35 257V256H34ZM136 257V256H135ZM17 258V257H16ZM18 258H20V257H18ZM1 259V258H0ZM15 259V258H14ZM35 259V258H34ZM33 259V260H34ZM131 259H132V263L133 264H141V263H138L137 261H136V259L134 258V257H131ZM32 260V261H33ZM45 260V259H44ZM171 260V259H170ZM171 260V261H172ZM27 261H28V259H27ZM29 261H30V259H29ZM42 261V260H41ZM176 261H177V259H176ZM6 262V261H5ZM12 262V261H11ZM31 262V261H30ZM37 262H38V260H37ZM40 262V261H39ZM179 262V261H178ZM185 263V262H184ZM41 264V263H40ZM47 264V263H46ZM174 264V263H173Z\"/></svg>",
    "mask_w": 264,
    "mask_h": 264
}]
</instances>
